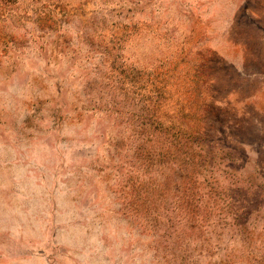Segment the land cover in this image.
Segmentation results:
<instances>
[{
  "label": "rangeland",
  "instance_id": "rangeland-1",
  "mask_svg": "<svg viewBox=\"0 0 264 264\" xmlns=\"http://www.w3.org/2000/svg\"><path fill=\"white\" fill-rule=\"evenodd\" d=\"M0 264H264V0L0 3Z\"/></svg>",
  "mask_w": 264,
  "mask_h": 264
},
{
  "label": "trees",
  "instance_id": "trees-1",
  "mask_svg": "<svg viewBox=\"0 0 264 264\" xmlns=\"http://www.w3.org/2000/svg\"><path fill=\"white\" fill-rule=\"evenodd\" d=\"M21 1H25V0H0V3L3 5H15L18 4ZM39 1H43V2H57V3H64L65 0H39Z\"/></svg>",
  "mask_w": 264,
  "mask_h": 264
}]
</instances>
